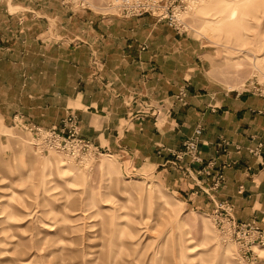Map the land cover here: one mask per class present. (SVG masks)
<instances>
[{"label": "crops", "instance_id": "0c3cea01", "mask_svg": "<svg viewBox=\"0 0 264 264\" xmlns=\"http://www.w3.org/2000/svg\"><path fill=\"white\" fill-rule=\"evenodd\" d=\"M205 48L147 13L0 0V120L58 129L77 113L81 135L125 175L153 174L203 211L228 200L237 221L264 228V96L227 85ZM198 127L202 161L176 160L168 149Z\"/></svg>", "mask_w": 264, "mask_h": 264}, {"label": "rangeland", "instance_id": "374dc122", "mask_svg": "<svg viewBox=\"0 0 264 264\" xmlns=\"http://www.w3.org/2000/svg\"><path fill=\"white\" fill-rule=\"evenodd\" d=\"M14 1L117 12L115 0ZM158 1L181 8V29L216 51L227 85L243 91L254 75L264 82V0ZM30 126L0 120V264H264V246L242 255L213 211L189 206L155 175H125L103 154L44 149Z\"/></svg>", "mask_w": 264, "mask_h": 264}, {"label": "built area", "instance_id": "2783aa9c", "mask_svg": "<svg viewBox=\"0 0 264 264\" xmlns=\"http://www.w3.org/2000/svg\"><path fill=\"white\" fill-rule=\"evenodd\" d=\"M109 7L116 9L115 16L133 17L143 14H151L159 20H165L178 31H183L179 12L181 8L174 6L169 1L158 0H115L109 2ZM108 7V8H109ZM185 31V30H184ZM244 90L264 96V82L259 81L257 76L251 77L244 84ZM187 93L185 89L181 91L179 99ZM30 131L34 133L39 145L44 149L57 150L75 159L83 158L86 154L94 153L100 155V151L90 139L81 135L80 117L77 113H69L61 122L58 129L43 128L36 125L30 126ZM202 127H198L187 137L179 150L168 149L169 153L175 156L176 160L182 161L190 158L193 162H201L200 143ZM254 152V151H253ZM223 179L220 175L219 180ZM214 222L224 233L229 234L234 242L244 253H255L256 246H264V228L255 220L241 222L237 221L233 205L228 200L215 201L213 208Z\"/></svg>", "mask_w": 264, "mask_h": 264}, {"label": "bare ground", "instance_id": "6f19581e", "mask_svg": "<svg viewBox=\"0 0 264 264\" xmlns=\"http://www.w3.org/2000/svg\"><path fill=\"white\" fill-rule=\"evenodd\" d=\"M234 15V14H233ZM103 166V165H102ZM256 248V247H255ZM264 252V251H263Z\"/></svg>", "mask_w": 264, "mask_h": 264}]
</instances>
